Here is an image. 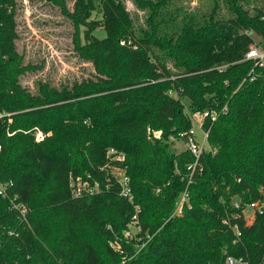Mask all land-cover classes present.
Returning <instances> with one entry per match:
<instances>
[{
    "label": "trees",
    "instance_id": "trees-1",
    "mask_svg": "<svg viewBox=\"0 0 264 264\" xmlns=\"http://www.w3.org/2000/svg\"><path fill=\"white\" fill-rule=\"evenodd\" d=\"M51 1L77 27L75 51L97 77L71 90L23 89L19 78L31 67L14 46L15 0H0V264L261 263L264 215L245 225L232 203L264 202V68L240 86L252 63L239 62L254 44L249 33L264 48V13L250 15L227 0L228 20L213 16L160 35L153 19L151 32L135 38L122 2L98 0L106 32L99 40L79 29L95 0L77 13L66 0ZM134 2L151 17L160 9ZM225 106L206 123L210 151L190 176L195 159L169 152L168 138L190 129L186 108ZM34 127L52 136L36 143ZM147 129L161 131V139ZM108 149L124 153L125 162L106 165ZM112 168L125 170L133 205L119 196ZM83 175L101 192L73 199L70 178ZM184 192L182 213L173 215ZM225 219L238 225L239 240ZM133 222L138 233L127 236Z\"/></svg>",
    "mask_w": 264,
    "mask_h": 264
},
{
    "label": "rangeland",
    "instance_id": "rangeland-1",
    "mask_svg": "<svg viewBox=\"0 0 264 264\" xmlns=\"http://www.w3.org/2000/svg\"><path fill=\"white\" fill-rule=\"evenodd\" d=\"M120 1L130 16L135 38L151 32L150 24L153 19L154 27L160 35H173L188 24H193L195 27L204 26L213 16L217 20L232 18L228 11L227 0H149L160 6L158 14L153 17L150 16L149 11L139 10L134 0ZM236 1L250 15L257 12L264 13V0ZM97 2L98 0H95L93 11L84 19V25H81L79 29L80 35H84L83 32L87 31L92 38L102 40L106 37L105 20ZM84 3L89 4V0L85 2L66 0L69 13H77ZM15 7L17 36L14 46L18 54L23 57V66L31 67L19 78V84L23 89L33 95H38L40 90L46 86L57 91L71 90L74 85L96 79L97 73L94 65L82 60L75 51L77 27L69 17L61 13L51 0H15ZM250 36L254 44L260 47L261 39L254 34ZM124 43V41L121 42V44ZM166 68L171 73H178L171 63H166ZM183 102L187 103L185 100ZM3 115L1 114L0 118ZM8 122L10 123L11 120ZM36 130L37 128L34 127L32 131ZM32 135L35 137L34 134ZM45 135L46 138L52 136L51 132ZM196 136L200 138L198 131ZM35 142L40 143L36 139ZM184 150L185 145L182 141H173L169 145L171 153L178 154ZM110 155L113 154L108 149L105 153L106 164H112L114 161L113 158H109ZM112 173L117 175L115 169L111 170ZM74 177L83 180L88 178V175ZM3 187L0 186V189ZM10 205L13 207L11 202ZM252 218V212L247 211L245 219L250 223ZM136 233H138V228L133 222L126 235L134 236Z\"/></svg>",
    "mask_w": 264,
    "mask_h": 264
},
{
    "label": "built area",
    "instance_id": "built-area-1",
    "mask_svg": "<svg viewBox=\"0 0 264 264\" xmlns=\"http://www.w3.org/2000/svg\"><path fill=\"white\" fill-rule=\"evenodd\" d=\"M252 33H249V35ZM239 62H250L252 63V68L248 72L247 76L243 79L240 86L246 82H253L255 81L259 76L255 73L256 69H263L264 68V48L262 46H257L255 44L251 45L246 53L244 54L242 60ZM169 95H173L176 97L175 93L170 90ZM227 108L226 106L223 107L220 111H217L216 109H209L204 111H194L192 112L188 108H186V113L191 121V127L186 133H181L178 135L177 138L169 137L168 141L171 143L173 141H182L185 145V150L191 154V156L195 159V161L187 166V172L190 176L194 174L197 167V161L199 158H201L205 153H208L210 151L209 143H208V135H209V128H206V123L208 125L213 124L218 117L221 114H224L226 112ZM197 131L200 133V138H197L196 133ZM148 135L150 139L160 140L161 139V131H153L151 129H147ZM33 134L35 135V139L37 142H42L47 136L40 132L38 129L36 131H33ZM1 150V147H0ZM111 154L109 158H113L114 161H112V164H123L125 162V154L121 152H117L115 149H110ZM108 165V164H106ZM105 165V166H106ZM101 168V171L105 168ZM111 165L108 166V168ZM113 169V168H112ZM115 171L117 172V175L112 173V177L117 183V186L119 188V196L126 200L128 203L133 205L134 202V196L130 187V181L128 176L125 174V170L123 168H115ZM1 186V185H0ZM69 190L71 193V197L73 199H79L82 197L92 196L94 194L100 193V185L99 182L94 179L92 176L88 175V178L86 179H79L77 177L71 176L69 181ZM0 193L3 194L5 191L0 189ZM187 194L184 192L177 204V207L175 209V212L173 215H181L183 206L185 204V201L187 200ZM232 207L236 211H240L244 218L245 225H250L254 222L257 215H264V202L261 204L257 202L252 203H246L242 205L239 201H234L232 203ZM17 210H19V206L16 207ZM252 212V222H248L245 219L246 212L247 211ZM135 211H137V207H135ZM22 213V212H21ZM23 214V213H22ZM238 217V215H237ZM236 218V217H235ZM225 225H228L229 228L233 231L235 237L237 240H239L241 233L240 229L237 224H231L228 219H225L223 221ZM227 264H250L249 262L242 260V259H233L231 257H228L226 259ZM259 264H264V257Z\"/></svg>",
    "mask_w": 264,
    "mask_h": 264
}]
</instances>
